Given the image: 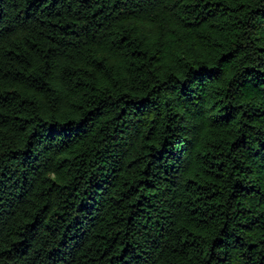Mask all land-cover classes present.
<instances>
[{
	"label": "trees",
	"instance_id": "1",
	"mask_svg": "<svg viewBox=\"0 0 264 264\" xmlns=\"http://www.w3.org/2000/svg\"><path fill=\"white\" fill-rule=\"evenodd\" d=\"M0 264H264V0H0Z\"/></svg>",
	"mask_w": 264,
	"mask_h": 264
}]
</instances>
